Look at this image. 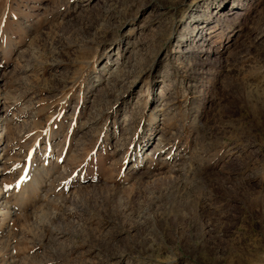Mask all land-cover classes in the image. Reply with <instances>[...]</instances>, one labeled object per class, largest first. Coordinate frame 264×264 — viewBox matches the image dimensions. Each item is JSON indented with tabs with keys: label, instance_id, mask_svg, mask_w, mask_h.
I'll return each mask as SVG.
<instances>
[{
	"label": "rangeland",
	"instance_id": "1",
	"mask_svg": "<svg viewBox=\"0 0 264 264\" xmlns=\"http://www.w3.org/2000/svg\"><path fill=\"white\" fill-rule=\"evenodd\" d=\"M0 99V264H264V0H0Z\"/></svg>",
	"mask_w": 264,
	"mask_h": 264
},
{
	"label": "bare ground",
	"instance_id": "2",
	"mask_svg": "<svg viewBox=\"0 0 264 264\" xmlns=\"http://www.w3.org/2000/svg\"><path fill=\"white\" fill-rule=\"evenodd\" d=\"M239 13H237V14H234L233 12H222V14H220L219 16L220 17H226V18H228V17H232L233 15L234 16H237ZM202 34V33H201ZM3 100L2 99H0V166H1V164H2V162H5V158H4V155L2 154V152H1V149H3V145L5 144L4 142H5V134H6V130H7V128H6V122L8 121V116H9V110H8V106H7V104L5 105H3V102H2ZM5 103H7L6 101H5ZM1 104L3 105V106H1ZM4 151V150H3ZM2 174V171H1V169H0V175ZM0 192H2V190H1V188H0ZM4 192V191H3ZM2 195V194H1ZM6 195V194H5ZM4 195V196H5ZM6 197V196H5ZM6 199V198H5ZM9 203V202H8ZM8 203H7V201L5 200V201H2L1 202V196H0V216H2V218L4 217H8V219H9V211H8V209H10V207L8 206L7 207V205H8ZM7 209V210H6ZM11 211V210H10ZM10 216H11V214H10ZM11 218V217H10ZM6 219V218H5ZM4 219H2V221H3ZM4 222V221H3ZM1 223V222H0ZM3 227V225H0V228H2Z\"/></svg>",
	"mask_w": 264,
	"mask_h": 264
}]
</instances>
